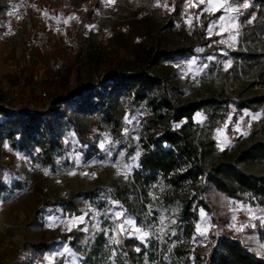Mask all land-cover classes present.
Instances as JSON below:
<instances>
[{
  "label": "rangeland",
  "instance_id": "1",
  "mask_svg": "<svg viewBox=\"0 0 264 264\" xmlns=\"http://www.w3.org/2000/svg\"><path fill=\"white\" fill-rule=\"evenodd\" d=\"M8 3L0 0V103L28 108L41 107L56 94L77 85L94 84L105 74L119 70L126 64L128 49L139 50L146 38L143 34L148 30L154 34L159 15L167 14L172 5L171 0ZM252 3L253 0H184L179 18L173 19V31L182 28V23L189 26L194 18L201 22L219 12L208 20L206 42L195 48L194 55L174 56L151 68L152 72L165 75L183 98L213 91L229 93L232 99L228 102V115L214 129L219 150L231 144L235 136L247 133L251 122L262 114L249 109L236 110L224 75L233 62L230 54L237 49L242 27L255 16V13L245 16ZM245 4L248 6L244 7ZM76 24L85 31L100 29L106 44L114 32L127 47H119L115 56L106 46L102 64L89 69L75 60ZM120 103L119 129L123 140L127 136L135 139L134 132L141 129L148 111L143 104L133 105L125 96ZM75 104L74 101L67 104L69 112ZM87 118L90 132L83 142L71 126L65 129L67 163L56 170L37 166L32 159L34 152L17 150L6 143L1 176L6 184L17 188L0 200V264H123L119 256L122 236H134L147 247L153 234L157 239L163 238L166 222H172L173 217L155 205L153 195L149 202L139 197L144 201L145 211L139 210L138 199L133 200V212H125L123 204L111 198L101 201L114 180L127 184L131 181L137 155L135 152L125 158V149H117L118 141L97 115L89 114ZM194 119L203 122L206 114L198 111ZM91 142L103 154L86 159L83 150ZM80 164H85V168H79ZM82 189H94L98 195L93 201L79 203L77 212H69L65 208L69 193ZM129 197L135 198L133 194ZM204 197L210 211L198 210L189 248L206 253L215 238L228 235L264 257V206L229 198L212 187L207 188ZM38 244L43 246L41 250L36 249ZM92 251L98 256L87 261V254ZM190 260L193 261L192 253ZM191 261L187 264H192ZM143 262L161 264L149 262L147 257Z\"/></svg>",
  "mask_w": 264,
  "mask_h": 264
},
{
  "label": "trees",
  "instance_id": "2",
  "mask_svg": "<svg viewBox=\"0 0 264 264\" xmlns=\"http://www.w3.org/2000/svg\"><path fill=\"white\" fill-rule=\"evenodd\" d=\"M171 1L167 14L159 15L154 34L148 30L139 50L128 49L129 57L119 70L105 74L94 84L77 85L56 94L41 107H7L0 103V170L4 167V142L17 150L34 152L32 159L41 168L56 170L66 165L65 129L71 126L83 142L90 132L87 117L95 114L118 141L117 149H125V158L135 152L137 155L131 181L127 184L114 180L101 201L111 198L122 203L125 212H133V200L138 199L139 210L145 211L144 201H151L153 195L155 205L173 217L172 222H166L163 238L157 239L153 234L148 247L134 236H122L119 256L123 264H145L144 257L161 264H187L191 253L192 264H264V257L228 235L215 238L206 253L189 248L198 210L210 211L204 197L208 187L229 198L264 206V0H253L248 8L245 16L252 13L255 16L242 27L237 49L230 54L233 62L224 73L236 110L249 109L262 114L251 122L247 133L235 136L221 150L214 129L228 115V102L232 99L229 93L213 91L183 98L165 75L151 71L168 58L194 55L195 48L206 42L208 20L219 12L201 22L194 18L189 26L182 23V28L173 31V19L179 18L184 0ZM73 37L78 43L75 60L89 69L102 64L105 51L117 56L119 47H127L114 32L106 44L100 29L85 31L77 24ZM97 96L99 100H94ZM122 96L128 97L133 105L143 104L148 111L141 129L134 132L135 139L127 136L123 140L119 129ZM73 101L76 104L69 112L67 104ZM198 111L206 114L203 122L194 119ZM83 153L86 159L103 154L92 142L87 143ZM15 188L16 185L9 186L3 181L0 171V200ZM130 194L135 198H130ZM96 195L94 189L72 191L65 208L77 212L79 203L93 201ZM42 247L38 244L36 249ZM97 256V252H89L86 260Z\"/></svg>",
  "mask_w": 264,
  "mask_h": 264
},
{
  "label": "crops",
  "instance_id": "3",
  "mask_svg": "<svg viewBox=\"0 0 264 264\" xmlns=\"http://www.w3.org/2000/svg\"><path fill=\"white\" fill-rule=\"evenodd\" d=\"M9 1H11V0H4V4H5V3L9 4V3H8ZM75 42H76V44H75V48H76L75 51H77V45H78V43H77L76 40H75ZM75 54H76V53H75ZM6 143H7V142H4L3 149H4L5 145H6Z\"/></svg>",
  "mask_w": 264,
  "mask_h": 264
},
{
  "label": "built area",
  "instance_id": "4",
  "mask_svg": "<svg viewBox=\"0 0 264 264\" xmlns=\"http://www.w3.org/2000/svg\"><path fill=\"white\" fill-rule=\"evenodd\" d=\"M78 167L81 168V169H84L85 168V164H80V165H78Z\"/></svg>",
  "mask_w": 264,
  "mask_h": 264
},
{
  "label": "snow or ice",
  "instance_id": "5",
  "mask_svg": "<svg viewBox=\"0 0 264 264\" xmlns=\"http://www.w3.org/2000/svg\"><path fill=\"white\" fill-rule=\"evenodd\" d=\"M222 6V5H221ZM248 5L247 4H245L244 5V7H247ZM233 11L235 10V9H232ZM12 13H9V15H11Z\"/></svg>",
  "mask_w": 264,
  "mask_h": 264
}]
</instances>
